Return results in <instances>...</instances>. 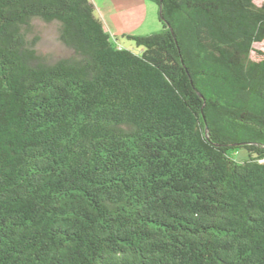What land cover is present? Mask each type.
<instances>
[{
	"label": "trees",
	"instance_id": "obj_1",
	"mask_svg": "<svg viewBox=\"0 0 264 264\" xmlns=\"http://www.w3.org/2000/svg\"><path fill=\"white\" fill-rule=\"evenodd\" d=\"M146 1L0 0V264H264V0Z\"/></svg>",
	"mask_w": 264,
	"mask_h": 264
},
{
	"label": "crops",
	"instance_id": "obj_2",
	"mask_svg": "<svg viewBox=\"0 0 264 264\" xmlns=\"http://www.w3.org/2000/svg\"><path fill=\"white\" fill-rule=\"evenodd\" d=\"M95 9H99V18L103 21L106 31L115 38L120 36H145L154 30L152 17L157 16L156 5L146 0H91ZM98 3V5H97ZM97 6V7H96ZM101 7V8H98ZM151 23H148V20ZM122 47V46H121ZM133 49V48H128Z\"/></svg>",
	"mask_w": 264,
	"mask_h": 264
},
{
	"label": "rangeland",
	"instance_id": "obj_3",
	"mask_svg": "<svg viewBox=\"0 0 264 264\" xmlns=\"http://www.w3.org/2000/svg\"><path fill=\"white\" fill-rule=\"evenodd\" d=\"M98 5V3H97ZM99 6V5H98ZM97 7V6H96ZM101 8V7H98ZM96 13L99 16L100 12L99 9H96ZM157 16H154V19L152 17V21H154V30L157 29ZM148 23H151V20H148ZM156 27V29H155ZM161 31V26H159V29L156 31H153V33ZM152 33V34H153ZM34 37L38 38L36 49L38 51V54L44 59L47 63H53L56 60H59L61 58H68L72 55L71 51L66 49L59 41L58 39V26L55 23L52 24H45L40 21H35L33 23V32L30 36V39H33ZM118 44L124 48H133V51H136L137 48L135 47V44L133 41L128 40L126 37H118ZM256 49H262L261 45H257ZM234 158L242 162L247 158V155L245 152H240L237 155H234Z\"/></svg>",
	"mask_w": 264,
	"mask_h": 264
}]
</instances>
